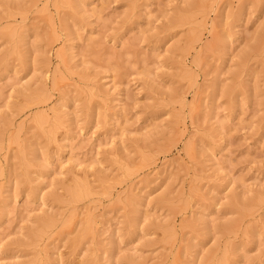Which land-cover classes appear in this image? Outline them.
<instances>
[{
    "label": "rangeland",
    "instance_id": "1",
    "mask_svg": "<svg viewBox=\"0 0 264 264\" xmlns=\"http://www.w3.org/2000/svg\"><path fill=\"white\" fill-rule=\"evenodd\" d=\"M0 264H264V0H0Z\"/></svg>",
    "mask_w": 264,
    "mask_h": 264
}]
</instances>
